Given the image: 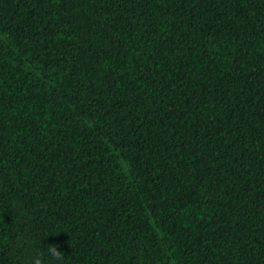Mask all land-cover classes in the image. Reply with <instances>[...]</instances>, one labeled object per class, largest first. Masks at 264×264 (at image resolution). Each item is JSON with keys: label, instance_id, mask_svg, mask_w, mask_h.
Returning a JSON list of instances; mask_svg holds the SVG:
<instances>
[{"label": "trees", "instance_id": "1", "mask_svg": "<svg viewBox=\"0 0 264 264\" xmlns=\"http://www.w3.org/2000/svg\"><path fill=\"white\" fill-rule=\"evenodd\" d=\"M36 259L264 264V0H0V264Z\"/></svg>", "mask_w": 264, "mask_h": 264}, {"label": "clouds", "instance_id": "2", "mask_svg": "<svg viewBox=\"0 0 264 264\" xmlns=\"http://www.w3.org/2000/svg\"><path fill=\"white\" fill-rule=\"evenodd\" d=\"M50 254H51V256H52L55 260H57V261H59V260L61 259V255H60L61 252L57 251L56 248H55L54 246L50 249ZM33 264H40L39 259H36V260L33 262Z\"/></svg>", "mask_w": 264, "mask_h": 264}]
</instances>
